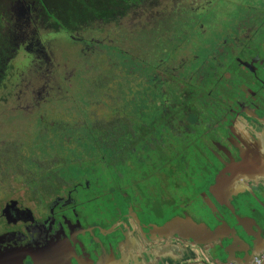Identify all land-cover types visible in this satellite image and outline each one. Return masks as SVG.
<instances>
[{"label": "flooded vegetation", "instance_id": "1", "mask_svg": "<svg viewBox=\"0 0 264 264\" xmlns=\"http://www.w3.org/2000/svg\"><path fill=\"white\" fill-rule=\"evenodd\" d=\"M191 1L178 0L173 9L168 0L158 16L159 5L146 18L138 13L137 25L151 31V41L149 47L135 42L137 60L147 64H137L133 90L121 89V4L114 22L74 30L32 10L29 28L14 26L19 33L11 49L6 25L0 264H190L204 251L226 258L231 240L215 238L204 248L178 233L163 235L159 227L188 214L214 229L218 222L207 198L233 222L227 203L244 214L240 192L249 196L260 185L250 178L264 174V5L248 3L245 15L226 17L227 25L214 34L196 17L210 0ZM203 33L210 42L201 41ZM205 43L206 55L192 50ZM210 78L215 88L198 93ZM99 103L104 109L96 116L91 111ZM122 105L136 112L132 139L126 134L121 140V129L133 124L121 120ZM88 113L98 120L84 121ZM175 123L186 141L180 148L173 143ZM85 125L95 126L90 142L81 137ZM61 134L69 145L60 150ZM43 140L56 144L53 151H43ZM121 142L123 148L137 144L136 153L121 154ZM192 142L206 164L190 179ZM182 187L199 189L193 197L176 195ZM234 245L247 248L244 241Z\"/></svg>", "mask_w": 264, "mask_h": 264}, {"label": "trees", "instance_id": "2", "mask_svg": "<svg viewBox=\"0 0 264 264\" xmlns=\"http://www.w3.org/2000/svg\"><path fill=\"white\" fill-rule=\"evenodd\" d=\"M16 0H0V50L4 51V44H6L7 36H6V27L10 29L11 32V44L10 49L15 47V35L19 32L14 29V15L11 10V6ZM29 2H34V7L36 11H41V14L47 15L49 18L53 19L54 24L64 27L66 29L74 30L77 28H81L86 24L97 25L107 23L110 24L114 22L117 17L115 10L120 7L121 4V89L126 88H134V81L137 71L141 68L137 64L146 65L147 62H140L137 60V42H141V45L150 46L151 41V31L145 30V26H140L139 23L137 25V15L133 14L135 8L138 6H144L147 9L154 8L162 3V1L168 0H28ZM121 1V2H120ZM195 1V0H193ZM178 0H170V8H175V3ZM192 1L190 0V3ZM200 4L203 5L205 2ZM217 0H210L206 6H199L198 9L208 8L211 5H216L218 3ZM192 8V6H191ZM224 8V7H223ZM225 9V8H224ZM226 10V9H225ZM196 17L198 15L196 14ZM124 20V21H123ZM126 20V21H125ZM10 24V26H6ZM141 27L138 28V27ZM3 45V46H2ZM0 59L2 60V55L0 53ZM134 98L130 97L127 100V104H133ZM122 111V110H121ZM131 115H136L135 110H131ZM122 119V117H121ZM123 120V119H122ZM132 120V121H131ZM129 120L130 123L133 124L128 127H124L125 129H121V137L123 138L126 134H128L129 139L136 137L137 134V119L136 117ZM91 122V120H88ZM121 126H124L121 124ZM94 125H85L82 127L83 133L81 137H85L88 142L94 139ZM81 129L78 126L70 127L72 130ZM69 130V128H67ZM85 129V130H84ZM126 130V133L124 132ZM70 131V130H69ZM148 130H146L147 132ZM72 137L73 134L69 132ZM68 136V135H67ZM76 140L79 139L78 133L76 132ZM60 141L59 149L66 144L67 140L65 139V134H61L59 136ZM57 144V145H58ZM98 144V142H97ZM121 142V154L130 153L135 154V147H138L137 144H129L126 148H123ZM43 151H53L56 147V144L51 142L47 143V141L43 140L40 146ZM152 152V149L149 153ZM135 160V157H132ZM121 167H128L121 163Z\"/></svg>", "mask_w": 264, "mask_h": 264}, {"label": "water", "instance_id": "3", "mask_svg": "<svg viewBox=\"0 0 264 264\" xmlns=\"http://www.w3.org/2000/svg\"><path fill=\"white\" fill-rule=\"evenodd\" d=\"M35 9L34 2H29L28 0H16L13 3L11 10L16 20L15 26L17 29H23V23L29 21L31 11ZM250 180L260 185L255 186L249 196H246L245 192H240L243 195L240 201V208L244 214L237 213L235 207L231 203H227L235 218L233 222H230L224 215L219 214L213 202L207 198L212 208L214 220L218 222L214 229L206 222H197L186 214L172 217L161 225L159 230L163 235L178 233L202 246L211 245L215 238H221L223 241L227 240L228 242L231 240L226 247V258L223 259L215 254L212 255L213 259L219 264L233 261L239 264H255V258L264 252V199L262 198L264 196V174L258 175L257 178H250ZM220 183L221 176H218L217 183L210 190L216 192ZM257 193H260L261 197ZM249 220L253 223H250ZM227 228L231 230L229 233H225ZM238 240L239 243L244 241L247 244V248H236L234 244ZM220 245L223 246V242ZM230 245L231 247H229ZM249 257L252 258V261L246 260Z\"/></svg>", "mask_w": 264, "mask_h": 264}, {"label": "rangeland", "instance_id": "4", "mask_svg": "<svg viewBox=\"0 0 264 264\" xmlns=\"http://www.w3.org/2000/svg\"><path fill=\"white\" fill-rule=\"evenodd\" d=\"M166 2L167 1H163L164 6H161V5L158 6L157 10H159V11L154 13L156 16L161 15L162 12H164L163 9H164V7H166V5H165ZM263 2H264V0H220L219 3L216 2V3H218L216 5V7L214 5H211L208 8L199 9V12H197V15L201 17L202 23L215 34V33H217L219 31V29H220L219 26L220 25L222 27L227 25V18H229V17L230 18H236V17L240 18L241 16L245 15L246 14V5H248V3L253 4L256 7H262L264 5ZM223 7L226 9V13L224 12V8ZM150 10H152V9H147L144 6H138V7L135 8L134 14H136L138 16V13H145L143 18H146L150 14ZM150 15H153V14L151 13ZM14 23H16L15 18H14ZM26 27L27 28L30 27L28 22L27 23L26 22L23 23V29L26 28ZM180 28L184 29V28H187V27L185 25H182ZM182 34L183 33L180 32V35H182ZM189 35H190L191 39H192V37H194V35L191 34V32H190ZM200 39H201V41H204V42H210V40H209L210 38H209L207 33L200 34ZM200 39L197 38L195 41H199ZM64 42L65 41L62 40V42H60V43H62L64 45ZM207 49H208V44L207 43L200 44V45L199 44H194V46L192 48V50L195 53H199L202 56L207 54L205 52V51H207ZM184 51L185 50H183L181 52V54H184ZM62 54H67V52H63ZM44 69H47V68L44 67ZM201 85H204V87L202 88V87L198 86L200 88V90H197L198 93L199 92L201 93V91H204V92H206L207 90L209 91L210 86H213V88H215L216 83L211 82V78H210L209 80H207L206 83L201 84ZM127 89L133 90L135 88H127ZM122 91L124 92V90H122ZM191 91H193V89H191ZM198 93L197 92H193L192 93V97L196 96V94H198ZM213 95H214V93H213ZM109 103H110L111 106H115L116 105V100L111 101ZM48 107H52V106H48ZM122 107H123V109L121 111V117L123 119V120L121 119L122 121H124L125 118H126V120H131V119L135 118V115L132 116L131 112H130L134 108V106L133 107H129L128 106V110L125 109L123 105H122ZM107 108H108V106H107ZM46 109H47V106H44V110L43 111L47 112ZM53 109L56 110L55 107H53ZM102 109H104V106L102 105V103H99L98 106L95 107V109H93L91 112L92 113L95 112L96 116H99L101 114V110ZM96 116L91 115L90 113H88V115L85 117L84 121L98 120V118H96ZM181 119H183L182 114H180V119L176 118V121H179ZM148 122H149V126H151L152 118L149 119V116H148ZM174 126L175 127L173 129V135H172L173 143H175V146L177 148H180L186 141L180 139L182 131L179 130L178 128H176L177 127V123H175ZM66 132H68V129H66ZM73 136H75V135H73ZM121 140H122V137H121ZM66 145H69V143H67ZM194 146H196V143H194V142L190 143L187 146V154H186L187 156L192 157L193 158L192 160L195 161L193 163L194 166L190 167L191 168V177H190V179L195 178L197 175H199V170L202 172L203 171V167L206 164V158L204 156L198 155L194 151L195 150ZM75 169H77V168H75ZM190 179H189V181H191ZM197 186H198V184H197ZM185 187L179 188L177 190V192H176V195L177 194H182V195L185 194L186 195V193H187V194L191 195V197H193L195 194H197L196 192L199 189V188H197L195 190V192H194V190L192 188L187 190ZM179 203H180V205H182V204L186 203V200H184L182 202H179ZM179 203H177V204H179Z\"/></svg>", "mask_w": 264, "mask_h": 264}, {"label": "crops", "instance_id": "5", "mask_svg": "<svg viewBox=\"0 0 264 264\" xmlns=\"http://www.w3.org/2000/svg\"><path fill=\"white\" fill-rule=\"evenodd\" d=\"M258 194V196H260L261 197V195H260V193H257ZM262 198L264 199V196H262ZM248 220V219H247ZM250 221V223H253L251 220H249ZM264 243V242H263ZM205 247H209V246H204V248ZM202 254H201V256H198L197 258H195L196 260L195 261H192V257L191 258H189V262H191L190 264H219L218 262H216L215 260V263L213 262V256L211 257V256H209V255H207L206 254V252L204 251V252H201ZM264 253V252H263ZM262 253V254H263ZM227 254V253H226ZM261 254V255H262ZM260 255V256H261ZM246 260H248V261H252V258L251 257H249L248 259L246 258ZM247 261V262H248ZM197 262V263H196ZM251 263V262H250ZM224 264H229V263H224ZM256 264V263H255Z\"/></svg>", "mask_w": 264, "mask_h": 264}, {"label": "built area", "instance_id": "6", "mask_svg": "<svg viewBox=\"0 0 264 264\" xmlns=\"http://www.w3.org/2000/svg\"><path fill=\"white\" fill-rule=\"evenodd\" d=\"M255 263L256 264H264V253L261 256H258L255 258ZM229 264H239L236 261L230 262Z\"/></svg>", "mask_w": 264, "mask_h": 264}]
</instances>
